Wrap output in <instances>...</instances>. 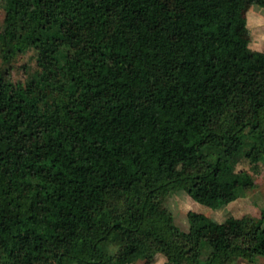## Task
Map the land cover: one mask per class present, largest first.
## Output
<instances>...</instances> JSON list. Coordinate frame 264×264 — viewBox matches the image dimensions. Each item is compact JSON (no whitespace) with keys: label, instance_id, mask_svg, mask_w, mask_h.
<instances>
[{"label":"trees","instance_id":"1","mask_svg":"<svg viewBox=\"0 0 264 264\" xmlns=\"http://www.w3.org/2000/svg\"><path fill=\"white\" fill-rule=\"evenodd\" d=\"M215 0H7L15 50L34 45L29 87L0 74V264H167L264 257V210L220 222L209 259L185 244L172 190L212 208L256 188L264 161V55L223 50L245 17ZM264 7V0H254Z\"/></svg>","mask_w":264,"mask_h":264},{"label":"rangeland","instance_id":"2","mask_svg":"<svg viewBox=\"0 0 264 264\" xmlns=\"http://www.w3.org/2000/svg\"><path fill=\"white\" fill-rule=\"evenodd\" d=\"M233 6L245 17L244 25H231L234 34L221 40L219 47L223 50H246L264 55V7L254 0H215L214 6ZM7 0H0V74L7 82L18 84L21 87H29L33 80H39L41 67L39 64L38 50L30 45L23 51L15 50L13 40L7 38L5 31V14ZM248 169L256 182V188L248 191L245 196L236 197L226 194V203L221 208H212L194 200L185 190H172L165 193L158 201L154 211L158 212L168 208L174 217L175 223L185 231V244L197 246L201 249V259L205 263L211 253L216 233L206 237L197 235L190 230L188 212L190 210L202 212L223 222L229 216H243L251 214L260 216L264 210V161L254 169L248 159H243L236 164V170ZM125 252L130 257L128 264H167L166 255L157 252L148 258L141 250L125 246ZM233 264H264V257L259 256L254 261L244 257L235 258Z\"/></svg>","mask_w":264,"mask_h":264}]
</instances>
